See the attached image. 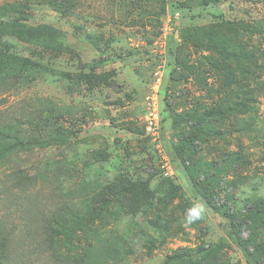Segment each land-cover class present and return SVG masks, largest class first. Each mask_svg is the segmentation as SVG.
I'll list each match as a JSON object with an SVG mask.
<instances>
[{
	"label": "rangeland",
	"instance_id": "374dc122",
	"mask_svg": "<svg viewBox=\"0 0 264 264\" xmlns=\"http://www.w3.org/2000/svg\"><path fill=\"white\" fill-rule=\"evenodd\" d=\"M49 1L0 0V264H264V0Z\"/></svg>",
	"mask_w": 264,
	"mask_h": 264
},
{
	"label": "trees",
	"instance_id": "16d2710c",
	"mask_svg": "<svg viewBox=\"0 0 264 264\" xmlns=\"http://www.w3.org/2000/svg\"><path fill=\"white\" fill-rule=\"evenodd\" d=\"M57 3H58L59 6H58V8H55L56 11L59 12L61 15H66V11L65 10H67V8L65 7V5H66L65 4V0H59ZM0 135H3L1 129H0ZM15 139L17 141L15 144H17L19 142V140H18L17 137ZM135 187H136L135 184L124 185L123 188L121 189L122 195H124V193H126V192H131L133 189H135ZM102 199L103 198L100 196L99 197V201H102ZM230 219L235 223V218L234 217H230ZM5 242H6V238H4V237L0 238V260H1V257L3 255V253H4Z\"/></svg>",
	"mask_w": 264,
	"mask_h": 264
},
{
	"label": "clouds",
	"instance_id": "9594fccd",
	"mask_svg": "<svg viewBox=\"0 0 264 264\" xmlns=\"http://www.w3.org/2000/svg\"><path fill=\"white\" fill-rule=\"evenodd\" d=\"M205 212V208L202 204H197L187 210L185 215V221L188 224H192L202 218Z\"/></svg>",
	"mask_w": 264,
	"mask_h": 264
},
{
	"label": "built area",
	"instance_id": "2783aa9c",
	"mask_svg": "<svg viewBox=\"0 0 264 264\" xmlns=\"http://www.w3.org/2000/svg\"><path fill=\"white\" fill-rule=\"evenodd\" d=\"M154 110H156L155 107H154ZM155 118H156V117H154V120H155Z\"/></svg>",
	"mask_w": 264,
	"mask_h": 264
}]
</instances>
